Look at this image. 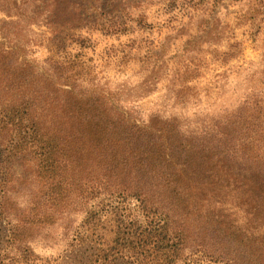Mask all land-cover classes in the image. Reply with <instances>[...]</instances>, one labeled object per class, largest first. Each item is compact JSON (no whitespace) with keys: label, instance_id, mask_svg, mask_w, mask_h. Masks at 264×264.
I'll list each match as a JSON object with an SVG mask.
<instances>
[{"label":"trees","instance_id":"trees-1","mask_svg":"<svg viewBox=\"0 0 264 264\" xmlns=\"http://www.w3.org/2000/svg\"><path fill=\"white\" fill-rule=\"evenodd\" d=\"M40 2L14 5L37 11ZM14 51L0 36V94L10 95L0 109L7 136L0 155L21 159L30 149L33 161L22 162L23 178L10 179L0 163V264L45 262L32 249L38 238L86 244L82 264H180L197 253L225 264H264L263 100L214 131L185 130L177 118L144 124L105 115L96 101L33 74ZM163 56L153 55L150 73L160 71ZM230 150L240 174L228 166ZM114 197L133 198L143 222L118 227L112 244L82 237L75 209Z\"/></svg>","mask_w":264,"mask_h":264},{"label":"rangeland","instance_id":"rangeland-1","mask_svg":"<svg viewBox=\"0 0 264 264\" xmlns=\"http://www.w3.org/2000/svg\"><path fill=\"white\" fill-rule=\"evenodd\" d=\"M14 1L0 0V36L33 74L96 101L107 116L144 124L177 118L185 130L214 131L257 97L264 101V0H41L37 11ZM161 51L160 71L150 73L153 55ZM227 53L234 57L224 61ZM9 99L0 94V109ZM2 139L7 136L1 132ZM2 155L7 179L23 178V163L33 161L30 149L25 161ZM228 157L232 172L240 174L237 153L230 150ZM260 173L264 178V161ZM10 196L23 198L17 191ZM75 210L81 212V236H103L109 244L118 227L145 219L133 198L98 199ZM54 244L43 238L32 243L46 260L42 264H82L88 258L86 244L71 238ZM180 264L225 263L197 253Z\"/></svg>","mask_w":264,"mask_h":264}]
</instances>
